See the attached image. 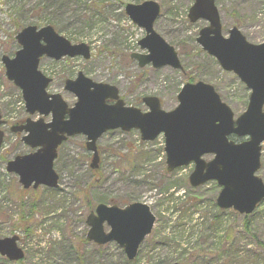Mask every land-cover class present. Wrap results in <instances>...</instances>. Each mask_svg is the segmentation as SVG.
I'll return each mask as SVG.
<instances>
[{
    "label": "rangeland",
    "instance_id": "1",
    "mask_svg": "<svg viewBox=\"0 0 264 264\" xmlns=\"http://www.w3.org/2000/svg\"><path fill=\"white\" fill-rule=\"evenodd\" d=\"M144 1L148 0H0V109L5 121L0 156L9 161L34 151L21 141L22 134L10 131L29 115L21 90L7 79L1 62L3 55L15 56L20 49L15 36L29 25H52L71 43L90 47L88 61L44 58L40 63V71L53 79L49 92L61 94L69 105L76 98L65 91V81L83 72L96 82L117 86L127 105L143 111L148 110L142 102L147 96L160 98L165 111L175 109L178 94L190 79L212 84L236 116L246 110L250 91L196 42L208 23L189 21L194 0H153L162 9L155 30L179 52L185 73L171 67L142 69L131 59L133 53L144 52L138 42L145 31L129 19L125 6ZM217 5L225 33L238 26L252 43L264 41V0H217ZM97 146V171L90 166L92 154L86 149V137H72L60 147L54 165L60 177L57 189L24 191L18 177L6 171L5 163L0 164V237L18 235L25 253L20 262L0 256V264H80L78 252L84 264H126L117 244L99 248L83 242L89 230L86 220L100 203L124 207L135 202L148 204L156 223L130 264H264V252L258 247V242L264 243V201L251 221L250 232L243 226L244 217L234 211H227L223 228L213 232L208 225L219 210H214V202L221 188L213 181L191 187L194 164L168 173L164 135L143 142L137 130H116L102 135ZM261 165L258 176L264 181V143ZM22 218L27 219L28 233ZM231 229L236 254L230 257L223 255L221 246L225 232ZM205 250L207 257L198 256Z\"/></svg>",
    "mask_w": 264,
    "mask_h": 264
},
{
    "label": "water",
    "instance_id": "2",
    "mask_svg": "<svg viewBox=\"0 0 264 264\" xmlns=\"http://www.w3.org/2000/svg\"><path fill=\"white\" fill-rule=\"evenodd\" d=\"M216 0H194L189 10L192 23L199 20L209 26L199 32L197 43L215 57L224 71L234 73L251 91L246 111L235 119L215 88L204 82L187 83L178 94V106L172 111L162 109L158 97L143 98L147 112L127 106L116 86L96 83L82 72L77 79L67 80L65 90L74 94L77 102L69 107L59 94H49L52 79L39 70L44 56L61 60L64 57L90 58L86 44L74 45L60 36L53 27L38 29L28 26L16 39L21 49L14 58L2 57L6 76L21 89L26 112L41 118H31L12 127L14 133H24L22 142L35 152L16 156L6 165V171L19 177L23 189L59 187L54 169L58 148L71 137H87L86 148L93 154L92 169H98L100 155L97 141L112 130H138L142 141H154L164 134L167 171L189 166L194 171L189 181L199 187L216 181L221 187L216 204L222 210L251 215L264 201V182L256 174L261 168L264 142V42L252 44L234 27L224 37ZM125 12L134 24L145 30L138 43L147 54L134 53L139 67L155 69L171 67L183 71L176 49L154 29L161 14L155 1L128 4ZM108 101H112L109 104ZM51 116L46 123L44 117ZM0 110V126L3 124ZM0 130V149L4 140ZM231 136L244 139L230 140ZM205 155L213 159L206 161ZM156 216L146 203H131L123 208L98 204L87 218L90 227L87 240L98 246L116 243L129 261L138 256L145 239L152 233ZM105 226L109 231H105ZM19 237L0 239V254L10 261H20L24 252L18 247ZM180 264V263H171Z\"/></svg>",
    "mask_w": 264,
    "mask_h": 264
},
{
    "label": "trees",
    "instance_id": "3",
    "mask_svg": "<svg viewBox=\"0 0 264 264\" xmlns=\"http://www.w3.org/2000/svg\"><path fill=\"white\" fill-rule=\"evenodd\" d=\"M17 28H21L22 24L17 22L16 23ZM190 82H195L194 79H190ZM7 159L5 156H0V164H4L6 163ZM24 199H21L20 201L22 202ZM216 204L214 202V210H216ZM231 213H233L232 211H229ZM225 214L226 211H221V210H216L215 214L213 215L212 218V223H209L208 227L213 229V232H216L218 230V227L220 229L223 228V225L225 223L224 218H225ZM256 216V212L250 216H244V223L243 226L245 227L246 231L250 232V228H251V221L253 220V218ZM23 221V230H25L26 233L29 232L28 226H25L27 219L26 218H22ZM28 224V223H27ZM234 231L233 229H231V232L226 233L224 235V244L223 246H221L222 252L224 256L230 255L233 256L234 254H236V251L233 249V242H234ZM206 239V238H205ZM84 243H87L86 239L83 241ZM226 243H228V248L226 249ZM258 247L264 252V243L262 242H258ZM73 251V249H71ZM238 252V251H237ZM248 252V251H247ZM209 254V252L207 250H205V252H200L198 254V256H203L207 257V255ZM238 254V253H237ZM78 256V260L80 262V264H84L83 262H81V258L82 255L79 254V252L77 253ZM126 264H130L131 262L129 261H125Z\"/></svg>",
    "mask_w": 264,
    "mask_h": 264
},
{
    "label": "flooded vegetation",
    "instance_id": "4",
    "mask_svg": "<svg viewBox=\"0 0 264 264\" xmlns=\"http://www.w3.org/2000/svg\"><path fill=\"white\" fill-rule=\"evenodd\" d=\"M221 24H222V27H223L224 25H223V23H222V18H221ZM223 29H224V27H223ZM225 35H227V34H225Z\"/></svg>",
    "mask_w": 264,
    "mask_h": 264
}]
</instances>
